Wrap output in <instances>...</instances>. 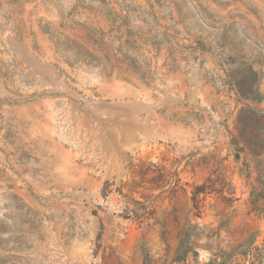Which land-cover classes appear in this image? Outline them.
<instances>
[{"label": "rangeland", "instance_id": "rangeland-1", "mask_svg": "<svg viewBox=\"0 0 264 264\" xmlns=\"http://www.w3.org/2000/svg\"><path fill=\"white\" fill-rule=\"evenodd\" d=\"M0 264H264V0H0Z\"/></svg>", "mask_w": 264, "mask_h": 264}, {"label": "trees", "instance_id": "trees-1", "mask_svg": "<svg viewBox=\"0 0 264 264\" xmlns=\"http://www.w3.org/2000/svg\"><path fill=\"white\" fill-rule=\"evenodd\" d=\"M235 87L238 90V93H239V95L241 97H244V98H257V96H258V93H256V91L252 87L248 91H245V90L241 89V85H237V83H235ZM184 249H185V255L183 256V260L186 258V254L193 249L192 243H190L188 241V243H187L185 248L183 247V244H182V246H180V248L178 249V252L181 251V250H184ZM180 260H181V257H178L175 261H180Z\"/></svg>", "mask_w": 264, "mask_h": 264}]
</instances>
